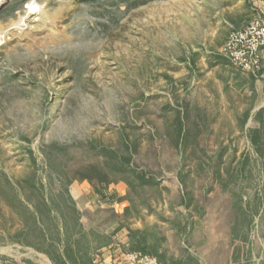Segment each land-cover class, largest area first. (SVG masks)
<instances>
[{
	"label": "rangeland",
	"instance_id": "rangeland-1",
	"mask_svg": "<svg viewBox=\"0 0 264 264\" xmlns=\"http://www.w3.org/2000/svg\"><path fill=\"white\" fill-rule=\"evenodd\" d=\"M259 9L2 0L0 264H93L122 229L160 264H264V62L222 53ZM133 142L156 184L116 167ZM93 165L106 200L83 178Z\"/></svg>",
	"mask_w": 264,
	"mask_h": 264
},
{
	"label": "built area",
	"instance_id": "built-area-1",
	"mask_svg": "<svg viewBox=\"0 0 264 264\" xmlns=\"http://www.w3.org/2000/svg\"><path fill=\"white\" fill-rule=\"evenodd\" d=\"M222 53L242 71L261 70L264 54V9H259L257 18L229 34L222 46ZM123 256V264H160L159 260L149 253L129 251L123 253ZM93 264H105V262L101 257L96 256Z\"/></svg>",
	"mask_w": 264,
	"mask_h": 264
},
{
	"label": "trees",
	"instance_id": "trees-1",
	"mask_svg": "<svg viewBox=\"0 0 264 264\" xmlns=\"http://www.w3.org/2000/svg\"><path fill=\"white\" fill-rule=\"evenodd\" d=\"M180 113V112H179ZM187 111H185L184 115L185 117H188L187 115ZM179 115V114H178ZM177 130L179 134V136H181V132L184 128L182 119L180 118V120L178 121L177 125ZM251 132V131H250ZM191 131L189 129H186L184 132V141L186 140V138H188L190 136ZM252 140L253 143H259V139L258 136L256 135V133H259L258 131H252ZM187 141V140H186ZM185 141V142H186ZM127 152L126 154H122L121 157L119 158V163L116 165L117 168H119L120 170H126V168H129V170L124 171L126 173L129 174V178L132 180H137L139 185L145 186V185H154L156 184V178L157 176L150 170H148L147 168H140L138 166L135 165V155L136 150H137V145L135 144V142H133L132 144L126 146ZM261 153H263V149H259ZM132 164V165H131ZM89 171H91V174L89 175H83V178H86L90 181L91 185L94 186V188L97 189L98 193L100 194V196L102 197V199L106 200L108 197V194L106 192V190L102 189V186H105L106 184H108L111 179H108V176L101 170V168L93 165L92 167L88 168ZM129 184H132L131 181L128 182ZM143 253H146V251H142Z\"/></svg>",
	"mask_w": 264,
	"mask_h": 264
},
{
	"label": "crops",
	"instance_id": "crops-1",
	"mask_svg": "<svg viewBox=\"0 0 264 264\" xmlns=\"http://www.w3.org/2000/svg\"><path fill=\"white\" fill-rule=\"evenodd\" d=\"M250 10L252 12L253 8L250 7ZM252 15L254 16V12H252ZM248 17L249 15L246 14L245 19H243V22L235 21V23L230 24V26L232 27L233 30L241 28L243 27L244 24L249 22V20L247 19ZM262 62H264V54H263ZM129 247H130V239L128 236V232L122 229L121 231L117 233L114 243H112L110 246L105 247L101 250L100 257H102L105 264H123L124 263L123 253L129 252V251L142 252L137 249H134V248L132 249ZM146 253H150V252L147 251ZM150 254L154 255L159 260V262H161L160 257H158V255H155L152 252ZM50 264H52L51 261H50Z\"/></svg>",
	"mask_w": 264,
	"mask_h": 264
},
{
	"label": "bare ground",
	"instance_id": "bare-ground-1",
	"mask_svg": "<svg viewBox=\"0 0 264 264\" xmlns=\"http://www.w3.org/2000/svg\"><path fill=\"white\" fill-rule=\"evenodd\" d=\"M2 0H0V2H1Z\"/></svg>",
	"mask_w": 264,
	"mask_h": 264
}]
</instances>
